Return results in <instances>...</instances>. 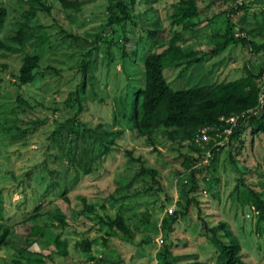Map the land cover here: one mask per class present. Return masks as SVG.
<instances>
[{
  "label": "rangeland",
  "instance_id": "1",
  "mask_svg": "<svg viewBox=\"0 0 264 264\" xmlns=\"http://www.w3.org/2000/svg\"><path fill=\"white\" fill-rule=\"evenodd\" d=\"M107 1L63 9L56 0H0L6 11L0 25V233L7 230L0 264H163L164 251L170 264H217L208 230L217 231L220 223L240 245L239 264H264V221L251 201H240L247 190L264 199V135L250 134L246 123L239 144L221 147L209 172L191 176L181 166L191 144L169 141L165 129L136 133L131 127L143 57L162 51L172 31L184 38L178 43L183 52L196 51L184 60L202 57L184 71L164 61L162 75L173 91L234 80L247 65L254 72L264 65V51L252 54L237 42L214 55H201L199 48L203 54L206 46L211 50L213 35L226 28L240 38L233 25L242 15L237 7L248 14L243 24L249 29L253 14L263 16L264 1L222 4L226 14L192 31L170 27L179 0H132L130 18L118 24L106 23ZM18 29L21 45L12 40ZM157 30L163 31L159 38L147 33ZM24 55L37 56L39 63L33 81L21 85L17 72ZM141 167L154 176L139 174ZM61 192L68 206L48 204ZM80 199L91 210L67 216L66 208L82 209ZM54 214L65 216V227ZM115 216L122 218L125 235L99 225V219ZM57 235L67 242L64 257L53 247ZM82 239L92 242L90 253L75 248Z\"/></svg>",
  "mask_w": 264,
  "mask_h": 264
},
{
  "label": "trees",
  "instance_id": "2",
  "mask_svg": "<svg viewBox=\"0 0 264 264\" xmlns=\"http://www.w3.org/2000/svg\"><path fill=\"white\" fill-rule=\"evenodd\" d=\"M18 2H29L41 4L45 0H17ZM60 7L63 9H78L82 4L87 3L90 0L83 1H70V0H56ZM264 1V0H254ZM230 4H235L237 0H210L208 2H197V0H179L174 5L175 13L172 17H178L170 22L172 25L181 26L182 31H192L196 29L200 24L203 26H211L214 20L226 14V9L220 10V6L223 4L226 7H230ZM227 3V4H226ZM210 7H217L213 12L209 13ZM238 10H242V15L238 19L239 24L233 23L241 30L240 38H234L232 30H225L223 34H214L213 43L210 45L213 47L203 50L206 56L207 54H218L224 50L230 43H240L242 46H246L250 53H259L264 51V12L262 17L258 15H252L253 23L252 27L245 29L246 12L244 7H237ZM47 10V9H45ZM106 11L108 13L107 24H118L121 21L128 20L130 13H132V0H108ZM6 16V11L3 7H0V25ZM230 18L227 20L229 21ZM162 30L149 31L148 35H154L159 38L162 34ZM172 35L169 37L164 49L158 53H148L142 60V83L141 87L133 94V115H132V129L136 130V133L156 131L158 129L167 130L166 137L169 141L178 145L187 142L190 145L189 151L191 155L184 156L181 166L184 168L187 174L191 176L202 169L209 172L210 166L216 162L217 152L224 148H229L233 143L238 144L243 138V133L246 127L250 128V134H263L264 135V65H260L255 70L247 65L243 69V74L234 80L224 82H213L209 85L198 86L189 88L186 90L173 91L165 78L162 75L164 61L168 60L172 68L181 67L182 71L186 70L192 62L201 61L202 57L192 60H184V58L193 57L196 51L193 47L187 52L181 50L179 44H182L185 40L177 32L172 31ZM23 32L21 29L15 33L13 41L21 45ZM259 38L260 43H255L254 40ZM217 39L221 40L220 43H216ZM125 42V38L123 43ZM126 43V42H125ZM124 43V44H125ZM179 43V44H178ZM121 54L124 56V45L121 47ZM39 58L34 55H24L21 64L18 68L17 81L19 84L24 85L33 81L36 77L35 71L38 68ZM19 100V98H17ZM20 101V100H19ZM80 110V106H77V111ZM244 113L242 118H239L236 125L231 129V133L227 136V143L217 146V151L213 153V159L209 165H202L201 160L203 155L207 151H214V144L220 143L224 139L221 131L226 126L221 123V118H226L236 114ZM201 128L208 129L205 133L209 137V141L194 142V136L197 130ZM217 135V137H216ZM223 141H221L222 143ZM222 147V148H221ZM130 157L129 153H126ZM132 160V159H131ZM231 162H233L231 160ZM233 170L238 171L239 165L232 163ZM199 167V168H198ZM148 174L154 176L155 172L145 168H139V174ZM136 176V175H135ZM135 176L133 178H135ZM133 180V179H132ZM203 181L207 183L208 177H204ZM131 182V181H130ZM186 183V181H185ZM183 183V184H185ZM56 185V183H53ZM194 187L191 188L193 190ZM54 199H50L48 204L55 206V202H62L66 206L69 204V198L65 192L55 194ZM54 200H56L54 202ZM83 207L76 213L70 212L66 208L67 216L74 218V216L82 215L85 211H90L91 207L85 205L83 199H80ZM241 203L246 204L251 201L254 210L258 216V221H264V199L261 198V194L254 193L247 190L245 194L241 196ZM188 204V203H187ZM58 210V209H57ZM56 210V213L58 212ZM182 214H180L181 216ZM35 217V215L33 216ZM53 218L60 227H65V216L58 214L53 215ZM25 220V219H24ZM177 218H174L176 222ZM99 225H102L108 229H115L122 235L127 233V228L120 216L113 218L106 217L105 219H99ZM202 230L207 232L205 224L201 223ZM210 235L208 237L211 245L216 249L217 264H239V252L240 245L236 238L232 235L230 230L226 229V225L220 223L216 230H208ZM37 234L35 231L30 235ZM206 234V233H205ZM219 234V236L217 235ZM38 235V234H37ZM7 236V230L2 229L0 233V247L5 246V238ZM56 243L53 247L56 249L55 253L59 256H66L65 250L67 246L66 241H61L58 235L55 236ZM220 239H226L221 241ZM61 245V246H60ZM92 242L87 239H82L79 243L75 244V248L81 253H90ZM166 257L163 259V264H170L167 257L168 252L164 251ZM39 262V261H37ZM184 264H200L196 261L188 262Z\"/></svg>",
  "mask_w": 264,
  "mask_h": 264
},
{
  "label": "built area",
  "instance_id": "3",
  "mask_svg": "<svg viewBox=\"0 0 264 264\" xmlns=\"http://www.w3.org/2000/svg\"><path fill=\"white\" fill-rule=\"evenodd\" d=\"M243 115H244V113H240V114H236L233 116H229V117L220 119L221 123H223L226 126L221 131V134L224 136L223 142L214 144V147H216V148H214V151H212V150L207 151L203 155L202 160H201L202 165H209L210 164V162L213 159V153H215L217 151V146H221V145L227 143V140H226L227 136L231 133V129L236 125L237 120L239 118H242ZM207 130L208 129H206V128H201V129L197 130V133L195 134L193 141L194 142H197V141L207 142L209 140V137H207L205 134L207 132ZM216 137H217V135H216ZM183 183H185V181ZM168 213L171 214V211H169ZM157 243H158V245L162 244L163 243L162 239H158Z\"/></svg>",
  "mask_w": 264,
  "mask_h": 264
},
{
  "label": "crops",
  "instance_id": "4",
  "mask_svg": "<svg viewBox=\"0 0 264 264\" xmlns=\"http://www.w3.org/2000/svg\"><path fill=\"white\" fill-rule=\"evenodd\" d=\"M238 21H239V20H238ZM263 39H264V38H263ZM257 40H260V39H259V38H256V39L254 40V42H255V43H259V42H257ZM180 48H181V47H180ZM215 164H216V163H214V165H212V167H214Z\"/></svg>",
  "mask_w": 264,
  "mask_h": 264
}]
</instances>
